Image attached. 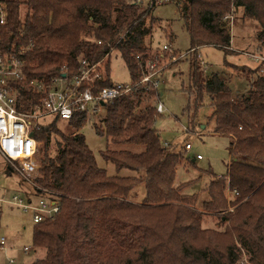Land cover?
Instances as JSON below:
<instances>
[{"label": "trees", "instance_id": "16d2710c", "mask_svg": "<svg viewBox=\"0 0 264 264\" xmlns=\"http://www.w3.org/2000/svg\"><path fill=\"white\" fill-rule=\"evenodd\" d=\"M2 1L8 23L0 43L8 56L22 62L15 82L22 112L36 108L42 96L31 80L49 83L67 71L70 81L81 73L84 60L104 64V71L82 88L97 93L113 86V50L123 58L129 81L138 80L150 57L155 29L162 23L151 13L156 2ZM180 2L191 40L188 112L209 96L213 132L232 138L233 160L227 172L214 175L201 200L185 192L192 181L176 179L184 156L166 146L156 128L161 114L157 88L133 89L100 104L91 115L78 111L69 120L45 117L34 131L41 157L33 188L38 196L58 199L60 210L35 223L32 246L44 255L29 264H237L235 239L252 264H264V60L255 67L225 60L224 66L246 82L236 95L220 74H205L198 54L203 46L234 54L228 20L234 7L259 22L264 49V0ZM89 121L107 139L101 151L104 159L117 172L126 168L137 175L110 174L98 165L80 132ZM142 183L145 197L137 201L135 188ZM227 193H233L232 198ZM205 215L220 218V228L204 227Z\"/></svg>", "mask_w": 264, "mask_h": 264}, {"label": "rangeland", "instance_id": "374dc122", "mask_svg": "<svg viewBox=\"0 0 264 264\" xmlns=\"http://www.w3.org/2000/svg\"><path fill=\"white\" fill-rule=\"evenodd\" d=\"M181 0H165L156 3L152 8V16L162 20L160 27L154 32L153 46L150 57L157 63L152 72L159 71L160 102L164 105L165 111L160 114L156 121V128L164 143H168L174 152L182 153L184 158L177 168V182L192 181L185 192L196 193L198 200L205 197L204 187L210 182L214 175H224L227 172L229 163L233 160L231 152L232 138L226 134L214 133L215 121L210 118L212 109L210 98L204 95L203 105L194 111L188 112L190 97L187 92L190 83V35L187 32L184 21L181 18ZM232 10V9H231ZM243 8H235L228 18L231 30V45L234 54L226 56L224 52L213 46L199 48V58L206 75L218 73L229 81L231 88L236 95L244 91L246 82L243 78H237L231 68L224 66L225 60L239 65L255 67L260 61H254L248 57V53L264 55L261 41L258 34L261 31L259 22L246 16ZM167 44L170 50L164 51L162 47ZM161 54H166L162 58ZM157 56V58L155 57ZM110 75L114 82H128L130 80L129 70L120 53L113 50L110 56ZM101 71H104V64L101 63ZM100 114L104 115L102 110ZM191 115H194L191 118ZM98 120H94L95 122ZM204 126V127H203ZM90 149L94 152L98 165L105 168L110 174L122 176L137 175L138 172L130 169H122L117 172L114 165L104 159L101 154L107 146V139L95 130L93 123L89 121L81 129ZM191 143L192 149L187 150L185 145ZM38 146L37 159L41 157ZM200 154L202 159H198ZM246 161V158H238ZM194 160V161H193ZM7 164L0 154V198L11 199L13 195L25 194L38 198L33 185L26 181L16 171L7 172ZM136 200L142 201L145 197V185L139 184L135 188ZM232 198L233 193H227ZM207 196V195H206ZM233 211L234 207L228 209ZM220 218L205 215L204 227L220 228ZM34 222L32 214L22 211L20 208L0 202V239L5 236L9 241L14 242L17 248L0 250V264L7 262L10 255L17 257L16 263L29 264L37 257L43 256L44 251H35L33 243ZM26 226L25 230H22ZM222 228V226H221ZM10 244V243H9ZM238 253L237 264H252L248 254L241 244L235 239ZM29 245L30 250L23 251L24 246Z\"/></svg>", "mask_w": 264, "mask_h": 264}, {"label": "built area", "instance_id": "2783aa9c", "mask_svg": "<svg viewBox=\"0 0 264 264\" xmlns=\"http://www.w3.org/2000/svg\"><path fill=\"white\" fill-rule=\"evenodd\" d=\"M165 0H136L137 3H161ZM8 23V10L6 4L0 0V40L3 28ZM100 43V41H99ZM162 50L168 51L170 47L164 44ZM254 61H263L264 55L248 53ZM163 56V54H161ZM160 56V57H161ZM157 58V56H155ZM162 58V57H161ZM137 59L141 60L138 55ZM149 57L145 61V68L140 78L134 82H116L113 86L104 87L97 93L90 88H82L85 81H94L102 76L101 63L89 64L82 61L83 69L70 81L67 71L56 76L49 83L40 80H31L30 84L42 94L40 103L28 112H22L17 106V88L15 82L21 77L22 62L16 56H8L0 43V154L7 164V171H16L35 186L34 177L40 167L37 159L39 141L34 136L35 129H39L43 119L48 116H58L62 120L71 119L78 111L91 115L99 109L100 104L110 101L117 96L128 93L136 88H157L160 84L159 71L152 72L157 63ZM155 61V60H154ZM157 111L163 113L164 105L159 101ZM167 146L168 143H165ZM187 150L192 149L191 143L185 145ZM201 159L200 154L197 155ZM1 203L20 208L32 214L33 222L39 223L53 218L60 210L59 200L49 195L38 196L35 199L25 194L13 195L11 199L0 198ZM7 238L0 239V250H7ZM30 250L29 247L24 248ZM8 263H16L9 258Z\"/></svg>", "mask_w": 264, "mask_h": 264}, {"label": "crops", "instance_id": "0c3cea01", "mask_svg": "<svg viewBox=\"0 0 264 264\" xmlns=\"http://www.w3.org/2000/svg\"><path fill=\"white\" fill-rule=\"evenodd\" d=\"M201 159H202V158H201ZM193 161H194V160H193ZM34 224H35V223H34ZM25 229H26V226H24L22 230H25ZM6 238H7V237H6ZM9 243H10V244H9ZM6 244H7L8 246H9V245H12V246H9V249L17 248V247L14 246V242H13V241H9L8 239H7V243H6ZM25 247H29V248H30L29 245L24 246V248H25ZM24 248H23V251H25ZM10 257H13V258L16 260V262H17V260H18V259H16L17 257H14L13 255H10Z\"/></svg>", "mask_w": 264, "mask_h": 264}, {"label": "water", "instance_id": "95a60500", "mask_svg": "<svg viewBox=\"0 0 264 264\" xmlns=\"http://www.w3.org/2000/svg\"><path fill=\"white\" fill-rule=\"evenodd\" d=\"M204 127V126H203Z\"/></svg>", "mask_w": 264, "mask_h": 264}]
</instances>
